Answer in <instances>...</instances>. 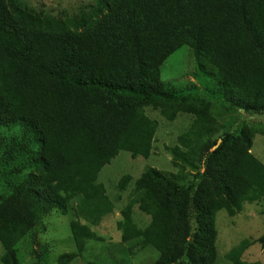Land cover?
<instances>
[{
    "label": "trees",
    "instance_id": "1",
    "mask_svg": "<svg viewBox=\"0 0 264 264\" xmlns=\"http://www.w3.org/2000/svg\"><path fill=\"white\" fill-rule=\"evenodd\" d=\"M91 10L57 16L0 0V131H20L2 144L16 180L0 195V264H22L21 245H38L55 210L73 214L75 245L58 264L104 242L93 228L116 206L99 175L121 152L151 157L159 123L147 109L190 123L166 147L176 173L147 168L120 180L116 203L130 191L117 223L126 250L113 264L148 252L158 254L153 264H217L218 214L234 218L246 203L264 202V165L252 154L264 125L224 124L240 111L264 116V0H99ZM184 47L197 64L193 76L210 79L221 108L162 80ZM135 208L150 218L145 227ZM256 243L264 252L263 234L227 260L260 264L243 260ZM38 250L35 264H44L48 253Z\"/></svg>",
    "mask_w": 264,
    "mask_h": 264
},
{
    "label": "rangeland",
    "instance_id": "2",
    "mask_svg": "<svg viewBox=\"0 0 264 264\" xmlns=\"http://www.w3.org/2000/svg\"><path fill=\"white\" fill-rule=\"evenodd\" d=\"M99 0H23L26 7L43 9L55 15L67 13L68 16H75L83 6L87 7L83 13L90 14L91 8L97 6ZM79 12V13H78ZM82 13V14H83ZM81 14V15H82ZM80 15V16H81ZM197 72V64L189 48L184 47L164 64L162 68V80L170 86L183 91L186 94L195 92L200 96L207 97L215 106L221 108L223 104L222 96L212 95L209 91L213 87L210 79L201 75L195 78L193 74ZM158 111L147 109V114L159 123V129L154 144V152L149 159H133L130 154L121 152L111 164L105 166L98 182L106 187L108 195L115 201L116 210L113 215L106 218L98 227L93 228L103 243L90 242L88 251L73 264H84L89 261H104L106 264H113V261H121L126 248L122 244V234L118 230L117 223L121 220V210L127 205L130 191L121 193L122 199L116 203L118 197L117 186L120 180L131 175L138 179L147 168H155L168 174L176 173L172 167L171 156L166 152V147L176 144L178 136L187 131L190 123L188 115H180L175 122H169L162 117ZM240 117H230L224 119V124H229V129L235 130L241 123L250 125H264V116H248L244 112H238ZM229 119V120H228ZM233 120H235L233 122ZM237 120V122H236ZM228 125V124H227ZM20 135L19 129L0 131V195L3 194L10 182L16 180L11 171L15 166H7L2 163L5 148L2 144H8L12 137ZM252 154L264 165V136L258 134L254 139ZM73 214L70 212L66 216H61L56 210L46 220V232L37 235V244L32 245L27 241L20 247V258L22 264H35L34 251L38 248L46 250L48 258L43 260L44 264H58V258L66 253L75 251L72 240L70 221ZM134 221L145 227L150 222V218L142 214L137 208L134 209ZM218 229V263L230 264L227 255L243 241L251 240L257 242L264 234V202L257 204L246 203L244 211L234 218H230L226 212H220L217 216ZM127 246V245H126ZM38 247V248H37ZM2 250L0 249V257ZM156 252H148L133 258L132 264H153L157 260ZM244 261L249 263L264 264V252L260 243L252 245L245 252ZM42 263V261H41Z\"/></svg>",
    "mask_w": 264,
    "mask_h": 264
}]
</instances>
